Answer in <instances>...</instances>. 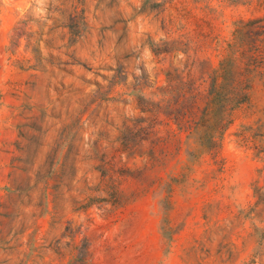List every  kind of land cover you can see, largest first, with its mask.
<instances>
[{"label":"rangeland","instance_id":"1","mask_svg":"<svg viewBox=\"0 0 264 264\" xmlns=\"http://www.w3.org/2000/svg\"><path fill=\"white\" fill-rule=\"evenodd\" d=\"M262 62L264 0H0V264H264Z\"/></svg>","mask_w":264,"mask_h":264},{"label":"trees","instance_id":"2","mask_svg":"<svg viewBox=\"0 0 264 264\" xmlns=\"http://www.w3.org/2000/svg\"><path fill=\"white\" fill-rule=\"evenodd\" d=\"M251 24L250 23H247V24H244L242 27H240L238 30H237V34L239 36H247L248 34H250L252 31L251 30H256L255 28L254 29H250V26ZM248 55V52H242L241 53V57L242 58H245L247 57ZM256 60V58H255ZM229 63H227V65H225L223 67V72L224 74H228L229 73ZM264 63V62H262ZM254 65V64H253ZM252 65V66H253ZM259 66V67H258ZM260 69V65H256L255 68H247V69H244V72H240V75L242 76L244 73H251V72H255L257 70ZM249 83H252L251 81ZM240 85L239 82H237V85H230L228 84L227 85V88H229V93H228V103L229 102H235V105H239V104H242L244 102H246L248 100V95L246 93H244L245 90H251L252 86L251 85H245V86H242L241 85V88H240ZM236 91H240L239 93H236Z\"/></svg>","mask_w":264,"mask_h":264}]
</instances>
